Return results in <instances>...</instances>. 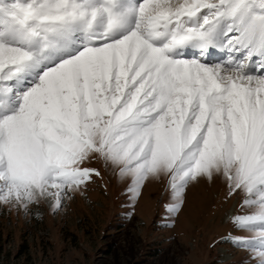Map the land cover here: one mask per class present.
<instances>
[{
	"label": "snow or ice",
	"instance_id": "obj_1",
	"mask_svg": "<svg viewBox=\"0 0 264 264\" xmlns=\"http://www.w3.org/2000/svg\"><path fill=\"white\" fill-rule=\"evenodd\" d=\"M93 161L169 216L221 178L264 264V0H0V203L59 210Z\"/></svg>",
	"mask_w": 264,
	"mask_h": 264
},
{
	"label": "rangeland",
	"instance_id": "obj_2",
	"mask_svg": "<svg viewBox=\"0 0 264 264\" xmlns=\"http://www.w3.org/2000/svg\"><path fill=\"white\" fill-rule=\"evenodd\" d=\"M89 166L100 176L59 210L0 203V264H247L232 242L241 200L221 178L189 185L182 210L169 216L164 181L149 179L133 199L116 171Z\"/></svg>",
	"mask_w": 264,
	"mask_h": 264
},
{
	"label": "trees",
	"instance_id": "obj_3",
	"mask_svg": "<svg viewBox=\"0 0 264 264\" xmlns=\"http://www.w3.org/2000/svg\"><path fill=\"white\" fill-rule=\"evenodd\" d=\"M111 244H112V243H111ZM111 244H110V245H111ZM108 245H109V243H107V246H108ZM110 245H109V246H110ZM107 252H108V249H104V250H103V253H107Z\"/></svg>",
	"mask_w": 264,
	"mask_h": 264
}]
</instances>
